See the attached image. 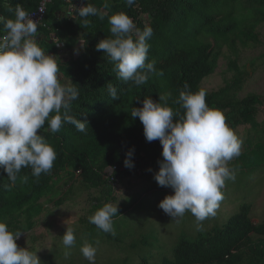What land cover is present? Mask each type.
I'll list each match as a JSON object with an SVG mask.
<instances>
[{
	"label": "trees",
	"instance_id": "1",
	"mask_svg": "<svg viewBox=\"0 0 264 264\" xmlns=\"http://www.w3.org/2000/svg\"><path fill=\"white\" fill-rule=\"evenodd\" d=\"M87 2L104 18L100 19L99 15L81 18L77 14L75 19L50 24L48 20L56 19V11L69 5L63 0H53L46 19L57 40L63 41L66 47L83 41L84 50L68 66L60 67V72L71 77L73 86L79 90L69 114L86 120L89 126L80 132L74 125L64 123L58 132L52 133L46 122L40 134L57 153L50 173L36 178L31 168H22L13 184L0 168V219L13 231L27 232L33 228L43 209L41 200L58 193L64 172L71 182L75 172L80 171L82 186L103 188V194L108 196L113 184L106 177L108 167L116 166L112 178L117 181L135 176L138 171L146 173L148 167L156 173L158 161L163 159L162 145L159 140H146L139 118L131 117L132 109L142 107L147 97L158 101L159 95L170 92L169 105L182 115L184 109L173 101L184 90L185 83L193 92L201 89L202 81L214 73L223 49L235 52L237 43L242 46L257 43L255 30L259 23H264V0H137L133 6L126 5L125 0H107V8L105 0H84L83 6ZM38 3L39 0H0V17L14 18L17 6L31 12ZM118 12H125L141 31L145 26L153 29L146 63L155 61L162 76H152L141 86L121 81L114 71V62L106 53L96 50L100 40L112 36L108 18ZM85 19L89 23H84ZM3 34L0 24V35ZM227 64L231 78L219 89L206 91V103L221 110L233 130L246 125L258 130L261 124L256 116L260 98L254 93L239 97L247 73L236 59H230ZM108 84L116 87L117 99L109 95ZM131 149H134L131 157L134 167L128 168L124 160ZM239 160L242 166L258 168L264 163V141L241 154ZM25 175L27 183L20 179ZM96 201L94 211L102 207L100 198ZM60 203L61 200L56 204ZM128 209L123 206L113 220ZM250 213L251 206L242 204L226 224L199 231L194 237L182 234L174 245L172 258L164 257L160 263L142 259L139 264H264V223L255 224ZM86 224L92 231H102L89 219ZM146 242L144 238L141 243ZM132 247L136 248L137 243Z\"/></svg>",
	"mask_w": 264,
	"mask_h": 264
},
{
	"label": "clouds",
	"instance_id": "2",
	"mask_svg": "<svg viewBox=\"0 0 264 264\" xmlns=\"http://www.w3.org/2000/svg\"><path fill=\"white\" fill-rule=\"evenodd\" d=\"M133 6L137 0H125ZM104 7H108L105 0ZM81 18L104 15L91 3L75 8ZM72 13L70 12L69 15ZM110 38L96 44V50L106 53L115 64L114 71L121 81L144 85L152 76H162L155 61L147 62L153 29L145 26L141 31L125 12L108 18ZM84 23H89L87 19ZM4 34L0 35V168L13 184L22 168H31L32 176L50 173L57 153L40 130L46 122L52 133L64 123L72 124L85 132L86 120L70 115L71 102L79 90L60 75L57 58L47 54L38 43V20L17 6L14 18L0 17ZM108 93L117 99V89L108 84ZM171 93L159 95L154 101L147 97L142 107H134L132 118H139L148 142L159 140L163 159L154 179L159 186L169 187L174 194L166 195L158 207L174 219L190 212L201 222L214 216L223 200L222 189L228 180H235L229 162L241 154L243 140L226 123L224 113L206 103L203 88L193 92L185 83L174 104L184 109L181 115L168 103ZM63 109V111H62ZM134 149L126 153L125 167H134L131 157ZM110 171H114L110 169ZM27 183L28 176L20 177ZM7 187V185H6ZM118 214V204L106 203L89 218V222L105 233L115 235L113 217ZM24 232L11 230L0 219V264H41L37 252L16 243ZM76 242L75 229L67 227L62 236L66 249ZM89 264H95L97 247L85 243L80 249ZM70 251H65L68 259Z\"/></svg>",
	"mask_w": 264,
	"mask_h": 264
},
{
	"label": "rangeland",
	"instance_id": "3",
	"mask_svg": "<svg viewBox=\"0 0 264 264\" xmlns=\"http://www.w3.org/2000/svg\"><path fill=\"white\" fill-rule=\"evenodd\" d=\"M142 19L146 21L147 17L142 16ZM255 31L257 43L250 42L247 46L237 43L235 52L224 48L214 73L201 83V87L208 92L222 87L232 76L227 70L230 59H236L246 71L247 78L239 97L250 93L259 96L261 103L256 119L261 127L254 130L246 125L234 129L244 142L241 154L257 142L264 141V23H259ZM240 155L228 165L235 172V180L226 181L222 189L223 200L216 214L201 222V230H197V221L190 212L173 220L158 207L166 195L174 192L169 187L160 189L162 186L154 179L155 170L150 167L146 173L138 171L135 176L111 184L109 196L103 194V188L87 189L82 186L79 175H75L73 181H67L68 176L64 172L58 193L41 200L43 209L35 225L24 232L16 243L19 247L39 250L37 255L41 264H89L80 251L86 242L97 247L95 264H139L142 259L160 263L164 257L172 258L174 245L182 234L194 237L199 231L226 224L242 204L251 206L250 216L255 224L264 223V163L253 170L242 166ZM65 181L67 184H64ZM98 198L102 206L106 203L118 204V210L123 206L129 207L113 220L114 236L98 229L92 231L86 224V220L95 213L94 203ZM59 200L61 203L56 204ZM67 227L75 229L76 242L71 249H66L62 243ZM144 238L148 242L141 243ZM136 243L137 247L133 248ZM65 251L71 252L68 259L64 257Z\"/></svg>",
	"mask_w": 264,
	"mask_h": 264
},
{
	"label": "crops",
	"instance_id": "4",
	"mask_svg": "<svg viewBox=\"0 0 264 264\" xmlns=\"http://www.w3.org/2000/svg\"><path fill=\"white\" fill-rule=\"evenodd\" d=\"M84 0H72L69 5L66 7H62L60 10L56 11V19L54 21L48 20L50 24L61 22L66 18L75 19L77 14H74V10L76 5L82 3L83 5ZM70 5L72 6L70 8ZM70 12L72 13L71 15ZM47 22V28H40L38 31V43L40 47L49 55H52L57 58V63L60 67H66L70 64L72 60H75L79 54L80 51L84 50V44L82 40H79L75 46L72 47H66L65 43L59 42L56 38V34L50 29L49 23ZM45 30V31H43ZM59 43L62 44V46L59 45ZM44 44V45H43ZM60 75L64 79H68L72 83V78L67 76L65 73L60 72ZM111 168V167H109ZM77 177V176H76ZM127 178V177H126ZM123 180V179H122ZM120 180V181H122ZM119 180L117 182H120Z\"/></svg>",
	"mask_w": 264,
	"mask_h": 264
},
{
	"label": "built area",
	"instance_id": "5",
	"mask_svg": "<svg viewBox=\"0 0 264 264\" xmlns=\"http://www.w3.org/2000/svg\"><path fill=\"white\" fill-rule=\"evenodd\" d=\"M67 3H70L72 0H63ZM53 2V0H39V3H38V6L36 7L35 10L29 12L31 15H32V18L34 20H38V31L40 28H47V23H46V16H47V12H48V6L51 5ZM82 3L76 5L75 8H79V7H82ZM72 6L70 5V8ZM75 11V10H74ZM38 34V32H37ZM60 46H62L61 43H59ZM110 169H113L115 170L116 169V166H113L112 168ZM107 172V178H109L111 180V182L113 184H116L117 180L116 179H113L112 178V175H113V171H106ZM80 174V171H76L75 172V175L78 176Z\"/></svg>",
	"mask_w": 264,
	"mask_h": 264
},
{
	"label": "water",
	"instance_id": "6",
	"mask_svg": "<svg viewBox=\"0 0 264 264\" xmlns=\"http://www.w3.org/2000/svg\"><path fill=\"white\" fill-rule=\"evenodd\" d=\"M74 14H75V15L77 14L76 11H74Z\"/></svg>",
	"mask_w": 264,
	"mask_h": 264
}]
</instances>
